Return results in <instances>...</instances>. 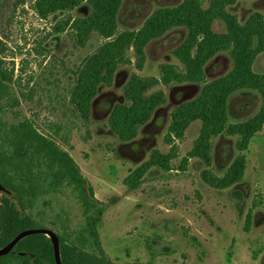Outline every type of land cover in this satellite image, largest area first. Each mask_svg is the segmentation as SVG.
Segmentation results:
<instances>
[{"label": "rangeland", "instance_id": "374dc122", "mask_svg": "<svg viewBox=\"0 0 264 264\" xmlns=\"http://www.w3.org/2000/svg\"><path fill=\"white\" fill-rule=\"evenodd\" d=\"M33 1L0 0L1 66L13 67L15 82L11 87L19 101L3 117L8 124L29 119L73 159L97 205L103 207L98 236L111 264H264V126L243 152L242 179L227 188H217L206 179L225 174L238 154V136L222 133L212 138L208 161L189 158L185 169L180 165L193 147L200 122L190 124L180 140L172 144L164 140L171 112L194 99L200 84L153 87L147 94L162 91L165 100L131 141H121L109 127L111 109L125 101L123 89L131 75L159 78L163 64L182 68L173 51L186 30L175 28L149 42L140 70L132 51L128 52L131 63L118 66L111 83L98 87L90 117L83 120L69 104L73 73L103 39L94 32L82 46L69 27L59 33L53 27L66 17L86 15L90 7L83 3L41 19L32 9ZM180 2L121 0L117 31L137 29L156 8ZM228 10L240 23L254 12L264 18V0H238ZM212 29L221 33L225 26L217 20ZM231 64L226 52L218 53L204 66L206 80L223 76ZM253 70L264 74V54L257 57ZM260 105L256 91H237L228 100V122L248 120ZM171 146H175L176 156L169 161L168 170L153 166L135 189L127 187L124 179L149 160L153 151L166 154ZM3 194L16 202L12 193ZM29 212L36 220L32 228L58 234L78 232L85 224L83 207L65 184L56 191L40 193Z\"/></svg>", "mask_w": 264, "mask_h": 264}, {"label": "trees", "instance_id": "16d2710c", "mask_svg": "<svg viewBox=\"0 0 264 264\" xmlns=\"http://www.w3.org/2000/svg\"><path fill=\"white\" fill-rule=\"evenodd\" d=\"M237 1L181 0L175 6L156 8L139 28L120 32L117 31V15L121 0H34L32 9L39 18L46 19L57 12H69L83 3L90 7L86 15L66 17L53 27L57 33L69 27L76 42L82 46L94 32L103 39L73 73L69 104L83 120L90 117L98 87L111 83L118 66L131 63L128 52L132 51L135 67L140 70L145 58L144 48L149 42L172 29L184 28L185 37L173 51L182 68L163 64L159 78L131 75L123 89L125 101L111 109L109 127L121 141H131L138 128L150 120L165 100L162 91L147 94L153 87L171 83L200 84V92L194 99L181 103L171 112L164 140L172 144L184 136L190 124L200 122L193 147L180 165L185 169L189 158L208 161L212 138L222 133L238 136L235 144L238 154L225 174L221 178L206 179L217 188H227L242 179L245 170L243 152L264 126V74L253 70L257 57L264 54V18L261 13L254 12L240 23L228 10ZM217 20L224 24V32L213 31ZM220 52L230 56L231 68L223 76L207 81L204 66ZM1 63L0 60V248L20 231L36 224L29 210L40 193L56 191L65 184L71 187L82 205L85 224L78 232L56 233L61 263L111 264L100 247L98 236L103 207L97 205L91 187L85 185L73 159L54 139L39 132L29 119L10 124L4 120L6 111L19 105V101L11 87L15 82L14 69L8 70ZM243 89L256 91L261 105L248 120L231 124L228 122V100ZM175 156V146H171L166 154L153 151L149 160L127 176L124 183L135 189L149 168L156 166L168 170L169 161ZM4 191L12 193L16 202L8 199ZM249 218L248 214L247 224ZM60 222L63 224V220ZM0 264H55L51 241L44 234L28 235L10 253L0 256Z\"/></svg>", "mask_w": 264, "mask_h": 264}, {"label": "water", "instance_id": "95a60500", "mask_svg": "<svg viewBox=\"0 0 264 264\" xmlns=\"http://www.w3.org/2000/svg\"><path fill=\"white\" fill-rule=\"evenodd\" d=\"M31 234H44L46 235L52 244L53 247V254H54V260L55 264H62L61 259H60V250H59V238L57 234L47 228H29V229H24L20 231L9 243L4 245L3 247L0 248V256L6 255L12 251L14 246L24 237L31 235ZM19 255H24V253H19ZM127 264H143L140 262H131Z\"/></svg>", "mask_w": 264, "mask_h": 264}]
</instances>
